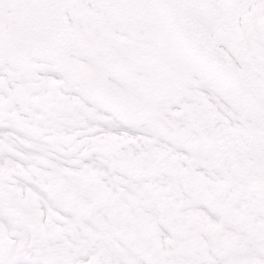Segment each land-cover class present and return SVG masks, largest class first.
<instances>
[{
  "label": "snow or ice",
  "instance_id": "obj_1",
  "mask_svg": "<svg viewBox=\"0 0 264 264\" xmlns=\"http://www.w3.org/2000/svg\"><path fill=\"white\" fill-rule=\"evenodd\" d=\"M0 264H264V0H0Z\"/></svg>",
  "mask_w": 264,
  "mask_h": 264
}]
</instances>
